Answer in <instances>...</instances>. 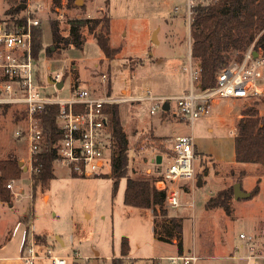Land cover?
Returning <instances> with one entry per match:
<instances>
[{
	"label": "rangeland",
	"instance_id": "374dc122",
	"mask_svg": "<svg viewBox=\"0 0 264 264\" xmlns=\"http://www.w3.org/2000/svg\"><path fill=\"white\" fill-rule=\"evenodd\" d=\"M35 1L42 4V10L36 15L40 20L36 29L40 30L41 42L35 62L37 71L43 79L63 71L65 84L61 95L71 84L94 90L99 95L104 92L109 95L110 89V94L116 97L123 92L143 95L150 90L154 95H173L183 89L189 90L187 51L191 47V7L210 0H191L190 15L188 0H81L72 8L66 7L65 0L59 5L54 0ZM10 6L0 0V19L9 17L6 12ZM57 8L62 12L61 19H57L61 13ZM82 17L108 19L107 31L104 29L103 33H107L109 45L117 50L112 60L105 58L92 31L87 28L82 29L84 43L81 48L53 43L51 21L59 23V32L65 37L68 22ZM48 47H52L50 54L46 52ZM234 61L232 58L231 64ZM102 74L106 75L104 83L101 82ZM46 91L51 92L53 88L47 86ZM253 100L217 98L210 102L206 115L195 120L191 127L173 117L176 104L172 100L165 114L159 110L155 115L149 114L147 101L118 104L121 127L127 138L129 177L155 178L154 174L146 173L147 168H156L152 167L155 164H145L143 155L152 136L146 124L150 118L157 125L162 114H167L169 118L156 132L163 137L191 136L199 153L195 157L193 181L181 182L185 183L183 189L180 183L182 207L175 209L164 203L167 217H174L181 224V234L162 232L169 226L161 215L156 217L155 228L169 242L154 236L156 222H153L151 210L123 203L126 178L119 180L114 193L111 174L73 177L67 169L54 163L55 178L49 186L38 185L33 189V176L28 169L23 170L28 164L27 145L14 134L24 125L23 120L17 123L14 120L21 112L11 107L0 109V162L11 159L17 164L22 162L21 177L14 179L13 191L8 189L10 201H0V239L10 236L7 228L20 220L21 231L31 225L30 231L45 238L46 243L41 245L43 250L50 249L60 256L76 251L81 257H89L91 264H111L113 258H119L123 237L128 239L129 256L136 259L132 264H155L147 258L160 259V264H172L168 257L178 255V245L182 249L180 255L194 253L201 258L196 264H264V166L244 164L236 167L229 172V180L221 184L219 179H208L213 174L210 155L201 158L206 153L216 152L225 162L230 161L235 118L243 108L252 106ZM255 107L259 115H264L263 101ZM10 180L4 182L5 189ZM236 183L248 193L258 185L259 193L253 198L235 200L232 197L229 214L221 208H205L210 197ZM16 192L19 193L17 197ZM24 215L27 225L20 219ZM240 233L256 238V248L263 257L253 261L229 258L240 243ZM95 251L99 255L96 256Z\"/></svg>",
	"mask_w": 264,
	"mask_h": 264
},
{
	"label": "built area",
	"instance_id": "2783aa9c",
	"mask_svg": "<svg viewBox=\"0 0 264 264\" xmlns=\"http://www.w3.org/2000/svg\"><path fill=\"white\" fill-rule=\"evenodd\" d=\"M190 2L188 0V11ZM25 4L26 7L14 18L0 19V109L11 107L23 112V128L16 129L14 134L25 140L28 150L26 168L30 174L41 171L42 164L37 162V154L44 140L41 115L47 107L55 106L58 109L55 125L60 139L56 146V163L71 175L91 177L111 174V136L105 112L107 106L147 101L149 114L155 115L159 110L165 114L163 106L172 100L176 104L173 117L185 121L191 127L195 120L208 112L210 102L217 98L264 97V55L258 52L254 57L252 46L240 62L229 65L217 74L216 83L211 88L198 89L194 86L200 69L193 66L189 56L190 86L181 95L160 96L147 90L143 95L123 92L120 97H116L105 92L99 95L94 90L75 84L67 86L66 93L61 95L65 84L64 72L50 74L47 80L41 78L33 56V32L40 25L36 15L42 10V4L35 0H26ZM56 10L61 12L59 8ZM57 16V19H61L62 12ZM105 79L106 75L102 74L101 82L104 83ZM59 82H63L60 89L56 87ZM47 86H51L53 91H46ZM165 147L170 154L163 170L158 172L155 186L165 193V202L169 207L178 208L181 206L180 183L193 181L195 175V144L191 136L178 135L168 141ZM154 162L155 159L152 160ZM146 173L157 174V171L147 168ZM14 183V179H11L6 188L13 191ZM14 195L17 197L19 193ZM20 225L17 223V227ZM28 227L22 230L20 240V259L24 263L45 260L47 264H91L89 257H81L76 251L71 255L60 256L53 254L50 249L43 250ZM239 240L240 243L229 258L253 261L263 257L256 248L253 235L240 233ZM168 259L172 264L177 261L181 264H196L201 258L189 253L170 256ZM159 260L151 259L155 264H160Z\"/></svg>",
	"mask_w": 264,
	"mask_h": 264
},
{
	"label": "trees",
	"instance_id": "16d2710c",
	"mask_svg": "<svg viewBox=\"0 0 264 264\" xmlns=\"http://www.w3.org/2000/svg\"><path fill=\"white\" fill-rule=\"evenodd\" d=\"M11 5L6 15L14 18L21 10H16L18 4L25 3L26 0H5ZM61 0H54L59 5ZM66 7H74L77 0H65ZM190 55L193 66L200 69L199 76L194 82L198 89L211 88L216 83L217 74L234 62H240L244 53L252 46L253 51L261 52L264 55V0H210L204 4L197 2L191 7ZM108 19L105 18H78L68 22L67 36H61L59 23L50 22L52 41L55 45L61 44L68 48H81L84 39L82 29L87 28L92 31L96 44L108 60H112L116 53V48L109 45V38L103 33L107 31ZM33 56L37 59L41 50L40 30L35 29L32 41ZM52 47L46 49L47 53L52 52ZM233 56V57H232ZM110 85V83H109ZM110 94V89L108 90ZM263 98L253 100V105L242 109L241 117L235 124L234 136V157L237 163L259 164L264 166V115H259L257 105ZM105 112L109 121V132L111 136L110 165L111 179L113 180V192L117 190L118 182L121 178H126L123 203L127 206L152 211L156 217L161 215L164 222L169 226L162 230L167 235H172L174 231L181 234L182 226L174 217H167L164 208L165 193L155 186L156 178L134 179L128 176L127 138L122 130L119 105L107 106ZM57 107H47L41 115L44 140L40 152L37 154V162H41V171L38 174H30L33 181L32 187L38 185L48 187L52 179L55 178L53 165L56 163V146L60 139V134L55 125ZM195 156H199L195 152ZM208 156H201V158ZM36 163V162H35ZM22 167L13 159L0 162V201L9 202L11 199L9 190L4 187L7 179H17L21 177ZM76 177L75 175H71ZM259 193L256 185L250 192V198ZM233 197V187L218 191L210 197L206 203L207 210L221 208L227 214L230 213L229 201ZM26 215L20 219L27 225ZM154 225V236L159 240H164ZM163 226V225H161ZM29 228V227H28ZM37 243H44V238L35 236ZM169 242V241H166ZM128 241L126 237L121 239L119 258H113L111 264H132L133 259L127 258ZM178 255L182 253L181 246L177 248Z\"/></svg>",
	"mask_w": 264,
	"mask_h": 264
},
{
	"label": "crops",
	"instance_id": "0c3cea01",
	"mask_svg": "<svg viewBox=\"0 0 264 264\" xmlns=\"http://www.w3.org/2000/svg\"><path fill=\"white\" fill-rule=\"evenodd\" d=\"M187 54L189 56H191L190 55V46H189V49L187 51ZM47 77H44V79L47 80ZM185 92H187L186 89H183L179 93H176L173 95H168V96H177V95H181ZM157 95L167 96L166 94H157ZM14 109H17L21 112L20 114H17L15 119H14L17 123V122H19V119L22 120L23 112L18 108H14ZM135 115H138V113H135ZM240 117H241V114H238L237 117L235 118L234 129H235V124ZM168 118H169V116L167 114L166 115L162 114V116L159 120V123L157 125L152 122L151 118H150V120H146V124L148 126L147 128H148V130H150V133L152 134V136H150L151 137V141L149 142L150 146L148 148L144 147L145 149L142 148V149H144V151H143L144 162H145V164H147V163L149 164V163H152V160L155 159L157 156L160 157V162L159 163L154 162L153 164H155V165L152 166V167H154V166L156 167V168H152L153 170L156 169V171H157V174H154L155 178H158V172H161L163 170L164 166L166 165L167 159H168L167 157L170 154L169 151L167 150V148L165 147L167 142L176 137V136H174V137H163V136L159 135L158 132H156L158 126L161 125ZM234 136H235V133L232 131L233 154H232V157H231L229 162H225L218 155L219 153L217 154L215 152V153H206L205 154L208 156L210 155V157L213 160L212 161V163H213V174L212 175L209 174L211 176H209V178L207 177L209 179V181L212 179H215V180L219 179V183L222 184L225 181L229 180L227 178V176L231 170H234V169H236V167H241L242 165H244L243 163H237L235 161V157H234ZM195 152L197 154H199L197 151L196 145H195ZM213 154L215 155L216 159L214 157H212ZM182 185L184 187L185 183H181V187H182ZM183 187H182V189H183ZM181 192H183V190ZM9 205H12V204H9ZM183 206H184V204H183ZM180 207H182V203H181ZM17 223H20V220H17L16 223L11 228L10 227L7 228L6 231L10 236L4 237V239H0V264H26L20 259V240H21L22 231L20 230V226L17 227ZM34 236H36V234H34ZM37 236H40V235H37ZM42 238H44V237H42ZM127 241H128V239H127ZM45 243H46V240L44 238V243H42L41 245H43ZM60 243L63 244L62 241H60ZM128 250H129V244H128ZM177 254H178V252H177ZM95 255L97 256V255H99V253L95 251ZM127 258H130V259H133L136 261L135 258H132L131 256H129V251H128ZM146 260L149 261V260H151V258H147ZM44 262H45V260H36L33 264H47V262L46 263H44Z\"/></svg>",
	"mask_w": 264,
	"mask_h": 264
},
{
	"label": "water",
	"instance_id": "95a60500",
	"mask_svg": "<svg viewBox=\"0 0 264 264\" xmlns=\"http://www.w3.org/2000/svg\"><path fill=\"white\" fill-rule=\"evenodd\" d=\"M80 1H81V0H77L76 3H77V2H80ZM25 7H26V4H25V3H21V4H18V5L15 7V9H16V10H23ZM51 49H52V48H51ZM253 56L256 57V56H257V52H254V53H253ZM62 85H63V82H59V83L56 84V87H57L58 89H60V88L62 87ZM163 108H164V110L167 111V110L169 109L168 104H165V105L163 106ZM155 162H156V163H159V162H160V157H159V156H157V157L155 158ZM18 165H19V166H22V162H19ZM23 170L26 171L27 168H26V167H23ZM198 185H200V182H198ZM249 196H250V193L243 191V190L241 189V185H240L239 183H236V184L233 185V198H234L235 200H238V199H246V198H248Z\"/></svg>",
	"mask_w": 264,
	"mask_h": 264
}]
</instances>
